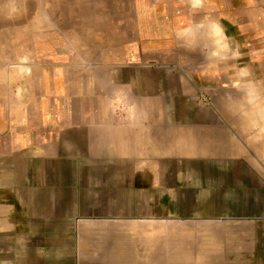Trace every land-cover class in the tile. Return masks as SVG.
<instances>
[{"label":"crops","instance_id":"0c3cea01","mask_svg":"<svg viewBox=\"0 0 264 264\" xmlns=\"http://www.w3.org/2000/svg\"><path fill=\"white\" fill-rule=\"evenodd\" d=\"M140 6L0 109V264H264V102L196 5Z\"/></svg>","mask_w":264,"mask_h":264},{"label":"rangeland","instance_id":"374dc122","mask_svg":"<svg viewBox=\"0 0 264 264\" xmlns=\"http://www.w3.org/2000/svg\"><path fill=\"white\" fill-rule=\"evenodd\" d=\"M172 1L183 9L197 6L195 10L204 14L197 24L203 29L214 26L213 33L198 38L213 45L215 53L206 54L208 59L243 65L246 83L254 84L260 94L257 102L263 103L264 0ZM141 2L0 0L1 111L11 114L21 103L18 101L36 90L31 79L37 77L42 63L56 58L70 62L105 60L111 45L126 40L129 26L125 19L137 15ZM207 17L213 21H204ZM206 55H202L204 60ZM205 102L214 104L209 97Z\"/></svg>","mask_w":264,"mask_h":264},{"label":"clouds","instance_id":"9594fccd","mask_svg":"<svg viewBox=\"0 0 264 264\" xmlns=\"http://www.w3.org/2000/svg\"><path fill=\"white\" fill-rule=\"evenodd\" d=\"M195 2H198V0H194V3H195Z\"/></svg>","mask_w":264,"mask_h":264}]
</instances>
